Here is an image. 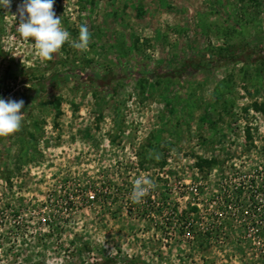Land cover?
<instances>
[{
	"label": "rangeland",
	"instance_id": "obj_1",
	"mask_svg": "<svg viewBox=\"0 0 264 264\" xmlns=\"http://www.w3.org/2000/svg\"><path fill=\"white\" fill-rule=\"evenodd\" d=\"M0 55V264H264V0H0Z\"/></svg>",
	"mask_w": 264,
	"mask_h": 264
},
{
	"label": "trees",
	"instance_id": "obj_2",
	"mask_svg": "<svg viewBox=\"0 0 264 264\" xmlns=\"http://www.w3.org/2000/svg\"><path fill=\"white\" fill-rule=\"evenodd\" d=\"M240 48H239V46H233L232 47V50H233V52L229 55V56H227V57H222V58H220L221 60H223V61H225V62H230L231 61V59H233L234 58V53H235V51L236 50H239ZM251 52H253V51H255V50H252L251 48L249 49ZM1 56V55H0ZM247 57H248V59L251 57V54H248L247 53ZM128 68H129V70L130 71H133V69L134 68H138V67H136V66H133L132 64H129L128 66H127ZM191 66H190V64H186V65H184L183 67H181L180 69H178L177 70V72H176V75L178 76V75H184L185 73H193L195 70L194 69H191L190 68ZM75 71H72V72H68L67 74H65V75H62V74H59V75H56V76H53L52 78H51V80H50V82H49V84L50 85H52V86H57V85H62L63 83H66L67 81H69V80H71V78H72V75H75ZM92 73H94V74H96V72H92ZM110 73H112V72H107V74L106 75H104V78L105 77H109V75H110ZM148 73V72H147ZM112 76H113V73H112ZM96 77L98 78L99 76L98 75H96ZM104 78H103V80H104ZM95 80V79H94ZM93 80V81H94ZM102 80V81H103ZM47 87L48 86H46V84H44V82H43V84H41V86H40V88L37 90L38 91V94H42L44 91H45V89H47ZM1 146H0V151H1ZM194 210H197V208H195ZM129 264L131 263V264H138L139 263V261L138 260H128L127 261Z\"/></svg>",
	"mask_w": 264,
	"mask_h": 264
},
{
	"label": "built area",
	"instance_id": "obj_3",
	"mask_svg": "<svg viewBox=\"0 0 264 264\" xmlns=\"http://www.w3.org/2000/svg\"><path fill=\"white\" fill-rule=\"evenodd\" d=\"M92 199H94V196L92 197Z\"/></svg>",
	"mask_w": 264,
	"mask_h": 264
}]
</instances>
